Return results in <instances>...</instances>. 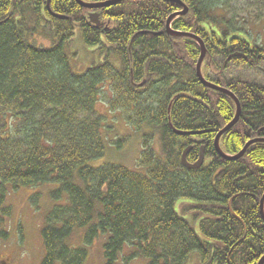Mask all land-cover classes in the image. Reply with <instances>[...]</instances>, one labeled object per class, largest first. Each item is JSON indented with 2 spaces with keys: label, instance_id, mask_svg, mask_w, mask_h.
I'll list each match as a JSON object with an SVG mask.
<instances>
[{
  "label": "trees",
  "instance_id": "1",
  "mask_svg": "<svg viewBox=\"0 0 264 264\" xmlns=\"http://www.w3.org/2000/svg\"><path fill=\"white\" fill-rule=\"evenodd\" d=\"M181 1L188 9L172 28L203 40L204 78L239 101L238 120L218 140L234 155L247 139L264 137V84L252 82L264 77V45L228 17L229 0ZM48 7L47 0H0V205L7 187L29 190V204L43 215L41 264H83L99 239L103 264H257L264 143L234 160L216 152L215 135L235 104L197 78L196 40L166 32V18L181 5L119 0L95 9L100 26L88 20L94 9L75 0ZM239 65L251 71L249 81ZM99 100L113 117L97 110ZM117 119L126 133L115 132ZM132 136L142 147L133 167L105 159ZM188 144L190 164L203 149L198 168L181 163ZM75 231L79 243L71 247Z\"/></svg>",
  "mask_w": 264,
  "mask_h": 264
},
{
  "label": "rangeland",
  "instance_id": "2",
  "mask_svg": "<svg viewBox=\"0 0 264 264\" xmlns=\"http://www.w3.org/2000/svg\"><path fill=\"white\" fill-rule=\"evenodd\" d=\"M253 7L251 8V5ZM228 17L232 22L243 25L242 30H250L252 36H257L258 40L264 45V4L249 0H229ZM234 12H240L241 17L248 14V23L241 17H231ZM236 19L240 22H236ZM251 35V34H249ZM40 43L47 44V41L40 39ZM237 73L243 78L244 82L249 81L247 77L252 78L251 71L246 69L244 65L236 67ZM252 82H259L264 84V77L255 76ZM238 81V79H237ZM241 81H239V84ZM103 96L107 99L112 97V91L104 86ZM108 104L103 100H99L96 104L98 111L107 114L109 118L113 114L109 112ZM116 133H126L127 129L120 119L115 122ZM157 144L153 145L156 149ZM142 150L141 144L136 136L128 139L127 143L117 150L109 149L105 159L120 160L129 167H133L136 163L137 157ZM119 157V158H118ZM28 189L12 190L7 187L5 190L3 203L0 205V230H5L7 235L0 240V252H7L10 254L12 264H41L44 255V247L40 237L41 226L43 222V215L41 211L34 210L28 202ZM41 207H47L45 198L41 200ZM5 208L7 213L5 214ZM80 238L79 231L71 237V247L73 244H78ZM103 239L95 241L89 251L86 260L83 264H103L102 260V243ZM73 245V246H72ZM58 264V263H57ZM134 264V263H130Z\"/></svg>",
  "mask_w": 264,
  "mask_h": 264
},
{
  "label": "water",
  "instance_id": "3",
  "mask_svg": "<svg viewBox=\"0 0 264 264\" xmlns=\"http://www.w3.org/2000/svg\"><path fill=\"white\" fill-rule=\"evenodd\" d=\"M79 5H82L86 8H89V9H98V8H102V7H105V6H109V5H112L114 3H116L117 1L119 0H105V1H95V2H89V1H85V0H75ZM169 1H174L178 4H180L182 6V10H178L176 12H173L171 14L168 15V17L166 18V24H165V29H166V32L172 36H186V37H189V38H193L194 40L197 41V43L199 44V48H200V55H199V58H198V61L196 63V76L197 78L207 87L209 88H213V89H222L220 88V86L214 84V83H211V82H208L206 81L202 74H201V69H200V66H201V63L203 61V58H204V55L206 53V49H205V46L203 44V41L199 38H197L196 36L188 33V32H185L183 30H175L171 27V20L177 16H181V15H184L186 14L187 12V5L182 2L181 0H169ZM53 15L55 16H58V17H61L62 15L61 14H58V13H54ZM88 17V20L95 24L96 26H100V25H103V22L101 21L100 19V12L99 11H95L93 13H88L87 15ZM223 90V93L224 94H227L228 96H230L232 98V100L234 101L235 103V115L232 119L231 122H229L226 126L222 127L219 132H217L216 136H215V139H214V145H215V148L217 149V151L222 155L224 156L225 158H228V159H231V158H234V157H230V156H227L225 155L224 151L221 149V147L219 146V143H218V138L219 136L221 135V133L225 132L228 128H230L237 120L238 116H239V113H240V104H239V101L238 99L235 97V95L228 91V90H225V89H222ZM176 133H181V134H184L185 131H181V130H174ZM258 141H263L264 142V138H255V139H249L248 142H247V147L246 149L248 148V146L252 143V142H258ZM191 148V147H189ZM189 148H186L185 151L183 152L182 156H181V163L186 166V167H194L195 165L197 164H190L188 163V161L186 160V157H185V153H187V151L189 150ZM245 149V148H244ZM245 149V150H246ZM241 153H243V151H240L239 155H241ZM203 155H201L202 157ZM263 204H264V193L261 195V200H260V203H259V208H260V214L263 216L264 218V208H263ZM263 261H264V254L263 256L258 260V263L257 264H263Z\"/></svg>",
  "mask_w": 264,
  "mask_h": 264
},
{
  "label": "bare ground",
  "instance_id": "4",
  "mask_svg": "<svg viewBox=\"0 0 264 264\" xmlns=\"http://www.w3.org/2000/svg\"><path fill=\"white\" fill-rule=\"evenodd\" d=\"M48 3H49V0H47V8H49V7H48ZM181 7H182V6H181ZM187 8H188V7H187ZM181 10H182V9H181ZM93 12H95V11H92V12H89V13H93ZM62 17H63V16H61L60 18H62ZM165 24H166V21H165ZM185 32H187V31H185ZM188 33H190V34L196 36L197 38H199V36H197L196 34H193V33H191V32H188ZM192 39H193V38H192ZM199 39H201V38H199ZM201 40H202V39H201ZM197 61H198V60H197ZM203 78H204V77H203ZM204 79H205V78H204ZM205 80H206V79H205ZM144 81H145V79H144ZM144 81H143V82H144ZM199 81H200V80H199ZM206 81H207V80H206ZM200 82H201V81H200ZM208 82H209V81H208ZM201 84H202L203 86H205L202 82H201ZM206 87H207V86H206ZM208 88H209V87H208ZM220 88L227 90L226 88L221 87V86H220ZM222 89H216V90L219 91V92H222V93H223V90H222ZM228 91H229V90H228ZM195 97H196V96H195ZM235 97H236V96H235ZM230 98H231V97H230ZM231 99H232V98H231ZM193 100L196 101V102L202 103V100H199L197 97H196V98H193ZM233 102H234V101H233ZM234 104H235V103H234ZM235 108H236V106H235ZM234 115H235V113H234ZM239 115H240V114H239ZM238 117H239V116H238ZM237 120H238V118H237ZM237 120H236V121H237ZM231 121H232V120H231ZM231 121H230V122H231ZM228 123H229V122H228ZM228 123H227V124H228ZM235 123H236V122H235ZM235 123H234V124H235ZM227 124H226V125H227ZM234 124H233V125H234ZM226 125H225V126H226ZM233 125H232V126H233ZM232 126H231V127H232ZM228 129H229V128H228ZM228 129H227V130H228ZM227 130H226V131H227ZM180 134H181V133H179V135H180ZM184 134H195V132H192V131H188V132H187V131H185ZM184 134H181V135H184ZM215 136H216V135H215ZM220 136H221V135H220ZM220 136H219V137H220ZM258 137H259V138H264V137H260V136H258ZM258 137H256V138H258ZM214 139H215V138H214ZM250 139H255V138H250ZM218 140H219V138H218ZM248 140H249V139H247V142H248ZM247 142H245L244 146H243L242 149L240 150V151H243V153H241V155L245 153V149H246V147H247ZM258 142H263V141H258ZM252 143H254V142H252ZM252 143H251V144H252ZM263 143H264V142H263ZM251 144H250V145H251ZM188 145H190V144H188ZM189 147H191V146H188V147H186V148H189ZM214 147H215V145H214ZM186 148H185V149H186ZM244 148H245V149H244ZM185 149H184L183 151H185ZM199 149H200V148H199ZM215 149H216V148H215ZM183 151H182V154H183ZM240 151H239L238 153L234 154V155H227V154H225V153H224V154L227 155V156H230V157H234V158L229 159V160H234V159H237V158L241 157V155H239ZM216 152H218L217 149H216ZM218 153H219V152H218ZM185 154H186V153H185ZM219 154H220V153H219ZM201 155H204V154H203V149H202V148L200 149L198 159H197L194 163H192V164H197V165H195L194 167H186V166H184V167H186V168H190V169H194V168H198L199 166H201L202 163H203V157H204V156L201 157ZM220 156H222V155L220 154ZM222 157L225 158L224 156H222ZM226 159H228V158H226Z\"/></svg>",
  "mask_w": 264,
  "mask_h": 264
},
{
  "label": "flooded vegetation",
  "instance_id": "5",
  "mask_svg": "<svg viewBox=\"0 0 264 264\" xmlns=\"http://www.w3.org/2000/svg\"><path fill=\"white\" fill-rule=\"evenodd\" d=\"M199 142H197L196 144H199ZM203 145L204 144H201L200 146H203ZM188 146L189 145H186V147H188ZM190 150H191V148H189V150L187 151L186 156L190 152ZM0 264H12V259H11L10 254H8L7 252H0Z\"/></svg>",
  "mask_w": 264,
  "mask_h": 264
}]
</instances>
